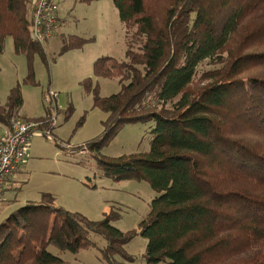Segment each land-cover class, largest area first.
Returning a JSON list of instances; mask_svg holds the SVG:
<instances>
[{
    "label": "trees",
    "instance_id": "trees-1",
    "mask_svg": "<svg viewBox=\"0 0 264 264\" xmlns=\"http://www.w3.org/2000/svg\"><path fill=\"white\" fill-rule=\"evenodd\" d=\"M112 1L128 31L127 61L94 65L121 90L95 91L104 131L86 146L107 177L147 181L159 196L138 230L123 232L115 211L93 221L43 194L0 223V264H65L48 248L90 249L93 233L111 264L133 260L125 246L138 235L148 240L147 264H264V0ZM32 3L0 0V52L11 37L17 54L44 55L30 38ZM84 42L71 39L64 51ZM22 105L17 85L0 122L8 127ZM149 121V152L102 155L126 125Z\"/></svg>",
    "mask_w": 264,
    "mask_h": 264
},
{
    "label": "rangeland",
    "instance_id": "rangeland-1",
    "mask_svg": "<svg viewBox=\"0 0 264 264\" xmlns=\"http://www.w3.org/2000/svg\"><path fill=\"white\" fill-rule=\"evenodd\" d=\"M58 4L61 22L54 37L45 42L44 55L17 54L11 37L0 52V105L5 107L11 90L20 85L23 105L15 116L40 124L30 142L28 164L0 203V223L28 202H42L43 194H50L58 208L93 221L115 211L119 230H138L159 194L147 181L107 177L98 154L86 146L104 131L105 113L95 107V91L109 97L121 90L119 79L96 77L94 65L103 57L127 61L128 31L112 0H58ZM71 39L86 42L64 51ZM208 68L203 65L200 70ZM88 79L89 88L84 85ZM154 125V121L126 125L102 147V155L118 158L149 152ZM4 126L0 122V136ZM90 239L96 246L77 253L53 245L48 250L65 264H111L100 251L106 246L104 238L93 233ZM147 243L145 237L136 236L125 246L133 260L118 256L116 264H147Z\"/></svg>",
    "mask_w": 264,
    "mask_h": 264
},
{
    "label": "built area",
    "instance_id": "built-area-1",
    "mask_svg": "<svg viewBox=\"0 0 264 264\" xmlns=\"http://www.w3.org/2000/svg\"><path fill=\"white\" fill-rule=\"evenodd\" d=\"M32 5L30 38L37 44H45L59 27L58 0H33ZM38 130L39 122L16 117L0 136V199L14 174L26 163L30 142Z\"/></svg>",
    "mask_w": 264,
    "mask_h": 264
},
{
    "label": "crops",
    "instance_id": "crops-1",
    "mask_svg": "<svg viewBox=\"0 0 264 264\" xmlns=\"http://www.w3.org/2000/svg\"><path fill=\"white\" fill-rule=\"evenodd\" d=\"M59 22H61L60 20V17H59ZM6 129V126H4V130ZM26 164H28L26 162ZM24 165V164H23ZM22 165V166H23ZM22 166L21 168L14 174V177L12 178L11 182H10V185L3 191L2 195H1V199H0V203H3L5 202V199H6V194H7V191H9L11 188L14 187V184L15 182H17V180L19 179V174L21 173L22 171ZM4 201V202H3Z\"/></svg>",
    "mask_w": 264,
    "mask_h": 264
}]
</instances>
